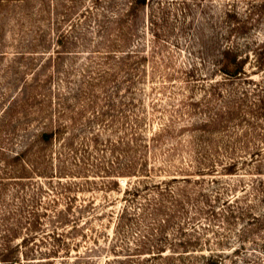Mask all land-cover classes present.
Wrapping results in <instances>:
<instances>
[{
	"label": "rangeland",
	"instance_id": "1",
	"mask_svg": "<svg viewBox=\"0 0 264 264\" xmlns=\"http://www.w3.org/2000/svg\"><path fill=\"white\" fill-rule=\"evenodd\" d=\"M48 1L52 12L50 28L55 18H60L55 15V5L60 7L57 14L72 5L76 7L62 26L75 45L66 50L68 55L59 69L50 66L43 71L40 79L44 87L34 94L49 95L52 106L46 115L54 117L57 90L63 95L77 92L76 100L71 102L77 113V151H67L62 140L40 145L37 140L47 122H33L36 116H32L27 130L8 142V157L29 147L23 160L36 163V168L31 173L27 167L22 177L29 178L21 182L5 178L0 184V264L7 256L11 263L43 264L47 230L43 216L47 197L44 177L51 176L48 171L55 172L54 184L62 179L59 157L65 167L89 159L85 161L86 169L113 166L121 173L131 128L138 139L136 156L147 161L150 174H143L139 180H105L87 174L93 185L69 196L76 198V204L94 198L93 207L99 217L91 222L98 243L90 245L78 238L74 241L78 252L60 255L53 264H104L108 258L113 259L108 247L114 239L115 216L123 205L125 191L140 181L153 185L171 180H176L170 186L171 192L183 201L185 209L176 226L167 229L168 238H187L196 243L186 252L181 250V256L170 252L161 258L136 255L134 239L144 232L139 234L131 226L119 239L123 251L119 255L125 264H264V0H150L134 23V37L124 50L137 53L138 58L128 63L119 78L99 95L96 105L86 111L83 101H78L83 78L89 74L95 77V70L102 69L96 45L102 42L100 37L104 38L105 32L99 23L103 15L110 19L123 10L124 0H116L114 10L105 7L107 0ZM87 10L85 18L82 14ZM227 15L233 16L228 18L231 24L226 22ZM234 24L245 28L226 40ZM49 33L53 41L46 50H18L14 46L17 33L14 37L6 34L3 51L7 56L0 61V117L11 101L23 98L20 90L24 82L17 83L21 77L15 72H23L27 61L13 54L32 52L29 57L36 65L26 77L33 84L35 70L40 71L48 55L56 50L55 31ZM83 35L84 48L79 40ZM228 46L244 61L243 73L236 78L217 73L213 67L219 53ZM65 73L70 78L61 84ZM50 74L52 79L44 82ZM109 98L111 107L107 104ZM20 118L15 120L26 122ZM214 118L216 123L212 122ZM69 120L68 116L59 121L68 125ZM93 135L99 138L97 144L90 142ZM131 144L135 147L134 142ZM44 157H50L51 168L43 164ZM1 164L2 161L0 167ZM81 180L71 181L84 182ZM112 180L117 181L116 188H102V183ZM179 190H185L188 199L178 196ZM62 200L65 202V198ZM31 211L34 214H29ZM36 219L34 229L31 222ZM177 226L182 231H177ZM95 245L96 252H89L95 251Z\"/></svg>",
	"mask_w": 264,
	"mask_h": 264
},
{
	"label": "trees",
	"instance_id": "2",
	"mask_svg": "<svg viewBox=\"0 0 264 264\" xmlns=\"http://www.w3.org/2000/svg\"><path fill=\"white\" fill-rule=\"evenodd\" d=\"M73 1V0H70ZM95 2H100V0H94ZM150 0H124L123 6L125 7L117 14H112V17L103 15V21L99 23V27H102L105 32V37H100L102 42H97L98 51L97 59L100 62L102 69H96L95 77L87 75L83 78V87L80 91V100L83 101L84 111L87 108L96 105L98 102V97L100 94L105 93L108 85L111 81L119 78L122 71L128 66V63L135 58H138L137 53H130L124 51L130 44L132 38L135 34V29L133 28L134 23L139 18L142 10L146 8ZM118 1L107 0L106 8L109 10H114V5ZM51 2L48 0H0V61H4L7 53L4 52V47L6 43V34L11 33L12 37L17 33V39L15 41V47L18 50L24 48H32L38 50L37 48H42L46 50L50 45V33L55 31V46L56 50L48 55V59L45 60L43 65L35 70L34 83L31 84L26 77V74L30 73L34 67L33 59L29 57L32 52L20 51L16 52L13 56L16 59L27 61L26 65H23V72H15L17 76L21 77V80H17V83L24 82L23 88L20 90L23 98H18L15 101H11L8 107L3 111L0 117V160L2 161L0 167V184L7 178H18L11 179L16 182H21L22 177L25 173V169L32 172L36 168V163H25L24 157L30 151L26 147L25 151L17 153L13 157H8L7 148L8 142L17 137L20 131L27 130L29 124L31 123L32 116H36L37 119L33 120L35 123H40L42 120H46L42 133L39 135L37 142L42 146L50 145L52 142L57 140H62L65 142L67 151L72 153L76 152L75 146V127L76 120L74 106L72 105V100H76V94L68 93L63 95L60 89L57 90L55 94V110L54 117L56 118V124L53 120L54 117L51 115H46L48 108H51V99L49 95L39 96L34 94V91L44 87L42 85L41 75L45 69L52 67L59 69L61 62L65 59L64 56L68 55L66 50H70V47L75 45L69 41L68 33L62 31V26L71 18V12L75 10L74 5L70 8H65L63 13H59L57 5H55V15L60 16V18H55V22L50 28V10ZM74 9V10H73ZM89 11H84L82 14L85 18ZM233 17L227 15V19ZM48 21V22H47ZM227 24H231L229 19L226 20ZM243 25V24H242ZM241 24L230 25L229 34L226 40L230 39L232 33H236L245 28V25ZM72 28V26H71ZM99 31V30H98ZM15 36V37H16ZM82 42V47L86 46L85 35L81 36L79 39ZM93 55V53H91ZM44 55L43 53L41 54ZM238 54L233 50L232 46L225 47L217 58L216 63L213 64L215 71L217 73H222L223 75L232 78L238 77L243 73V63L238 59ZM103 65V66H102ZM7 70H3V73ZM60 75V72H58ZM53 77V74H52ZM51 74L46 77L44 82L52 79ZM69 74L65 73L64 79L60 80L63 84L69 80ZM108 106L111 104V100L107 102ZM35 109H33V108ZM59 112L57 113V109ZM113 108V107H112ZM111 108V110H112ZM70 117L69 124L60 123L59 120L65 117ZM104 116L101 115V117ZM21 117L20 120H25L24 123H18L15 120ZM30 120V121H29ZM216 118L212 119L213 123H216ZM18 124V125H17ZM131 133L127 136V143L124 157V162L122 165L121 173H118L113 166L92 167V169H86V162L81 161V164L73 163L70 167L64 166V160L59 157V161L63 164L60 165L59 177L65 179L62 183L60 179L56 184L52 181L55 177L54 173H48L51 176L44 177L46 190L45 194L46 202L44 203V214L46 222V232H45V260L43 264H53L56 259L61 255V257L70 254L71 252H78V245L74 243L77 242L78 238L84 242L98 243L97 232L95 231L91 219L94 217H99L98 213L95 211L97 208L93 207L94 198L91 197L87 201L80 204H76V198L70 197L73 191L79 193L84 192V189L93 185L88 182L89 173H93L101 179H113L114 177H127L140 179L143 174H150V170H147V161L142 157L136 156V151L138 150L137 140L135 138V131L131 129ZM133 131V132H132ZM68 135V137H64ZM132 138V139H129ZM97 135H93L90 142L93 141L97 144ZM131 141L134 142L135 147H131ZM143 149H147L146 145H142ZM146 151V150H145ZM134 153V155H133ZM143 156V155H142ZM67 157V155H64ZM50 157H44L42 161L46 167L51 168V162L48 160ZM142 158V159H141ZM40 158H38L39 161ZM48 160V161H47ZM0 161V163H1ZM19 166V167H18ZM74 174L78 175L77 177ZM102 174V175H101ZM101 175V176H99ZM17 176V177H15ZM26 176V175H24ZM6 178V179H5ZM77 178L82 179L84 182L74 183L71 180H76ZM58 179V178H56ZM81 180V181H82ZM185 183L186 180H184ZM176 180H171L168 182H160L153 185L144 182H137L131 188H129L124 193V197L121 199L123 205H121L120 210L115 216V232H113V237L110 240V245L108 247V252L113 254V259H107L104 264H125L120 258V253L122 251L121 243L119 239L122 235L127 233L128 227H135L136 230L144 235L136 236L138 239L135 240L133 251L136 255L152 254L154 257H162L165 253H177L181 256V250L186 252V250L191 247L196 242H191L190 239L183 238L179 240L168 238L167 229L174 228L175 224L178 223L182 212H184V203L182 200H177V196L171 192L172 184L174 185ZM103 184V189L116 188L117 181H106ZM6 185V184H4ZM16 185V184H14ZM20 185H23L20 183ZM181 193V194H180ZM180 197H185L188 199V193L185 190H179ZM65 198V202L62 200ZM34 202V197H32ZM63 203V205L61 204ZM31 211L29 214H31ZM34 214V213H32ZM103 214V213H102ZM35 216V215H34ZM37 218V216H35ZM31 225L34 229L37 228L38 221L32 220ZM178 225V224H177ZM177 231H182V227L177 226ZM141 231V232H140ZM136 234V233H135ZM72 239V240H71ZM25 240H23L24 242ZM98 246L95 245L92 251L96 252ZM88 252V253H89ZM180 252V254H179ZM122 254V253H121ZM172 259V258H167ZM1 264H18L16 262L10 261L9 257H5ZM20 264V263H19Z\"/></svg>",
	"mask_w": 264,
	"mask_h": 264
}]
</instances>
